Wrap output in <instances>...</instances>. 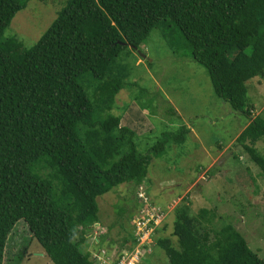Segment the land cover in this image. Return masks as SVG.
I'll use <instances>...</instances> for the list:
<instances>
[{"label": "trees", "instance_id": "16d2710c", "mask_svg": "<svg viewBox=\"0 0 264 264\" xmlns=\"http://www.w3.org/2000/svg\"><path fill=\"white\" fill-rule=\"evenodd\" d=\"M26 3L0 0V264L21 219L54 264H95L81 245L99 221L96 198L121 183L136 189L165 144L183 143L190 131L165 132L139 151L136 132L110 112L129 84L122 51L137 52L153 28L172 23L214 93L251 115L248 81L264 75V0H66L29 47L5 35ZM262 138L264 118L256 115L235 140L264 173L255 147ZM174 213L177 245L155 238L168 264H264L233 225L212 237L199 230L200 218H214L207 208L193 216L180 204ZM137 241L132 231L120 246Z\"/></svg>", "mask_w": 264, "mask_h": 264}, {"label": "rangeland", "instance_id": "374dc122", "mask_svg": "<svg viewBox=\"0 0 264 264\" xmlns=\"http://www.w3.org/2000/svg\"><path fill=\"white\" fill-rule=\"evenodd\" d=\"M65 1L27 0L11 19L5 35L31 46ZM138 50L144 58L136 50L128 56L127 48L122 51L121 60L131 68L126 80L129 84L117 93L110 112L121 116L120 125L136 132L141 153L165 132L183 125L191 131L183 143L165 144L162 155L150 162L148 178L136 189L131 182L121 183L96 198L99 221L86 235L83 250L91 252L95 264L99 250L107 255L108 263L124 255L122 264H168L155 238L167 236L177 245L171 235L174 209L186 204L193 216L202 207L214 213L209 224L200 218L199 230H208L212 237L222 225H233L264 263V173L235 140L251 117L264 118V75L250 79L247 85V102L252 106L248 115L234 111L214 93L207 71L190 56L172 23L153 28ZM255 147L264 154V138ZM139 191L151 205L164 209L161 222L154 223L157 230L152 225L144 235L134 225L142 210L136 203L144 202ZM130 211L134 214L128 219ZM132 231L139 240L132 249L121 247L122 238ZM110 240L112 245H108ZM3 264L54 263L21 219L8 235Z\"/></svg>", "mask_w": 264, "mask_h": 264}, {"label": "built area", "instance_id": "2783aa9c", "mask_svg": "<svg viewBox=\"0 0 264 264\" xmlns=\"http://www.w3.org/2000/svg\"><path fill=\"white\" fill-rule=\"evenodd\" d=\"M138 196L141 198L144 199V205L143 207L141 208V213L136 217V219L134 220V225L136 224V227L139 229V231H142V234H146L147 231H149L150 228H152V225H156L154 223H159L161 222L162 220V217H163V214H162V210L158 207V206H155V205H151L149 203V201H147V197L146 195L142 194L140 191L138 193ZM155 217H159L160 220L158 221V219L155 220ZM156 221V222H155ZM158 221V222H157ZM138 234V233H137ZM151 234L148 233L147 236L149 237ZM139 236H137L138 238ZM147 237V238H148ZM146 238V239H147ZM139 240V238H138ZM95 256L97 257L98 259V263L97 264H122L123 261H121V257L123 258L124 255H122L120 258L118 257V261L115 262V260L117 259H114L112 260L110 263L106 262V254H102V251L99 250L97 253H95Z\"/></svg>", "mask_w": 264, "mask_h": 264}, {"label": "water", "instance_id": "95a60500", "mask_svg": "<svg viewBox=\"0 0 264 264\" xmlns=\"http://www.w3.org/2000/svg\"><path fill=\"white\" fill-rule=\"evenodd\" d=\"M137 52L140 54L141 57H145V55L140 50L137 49Z\"/></svg>", "mask_w": 264, "mask_h": 264}, {"label": "crops", "instance_id": "0c3cea01", "mask_svg": "<svg viewBox=\"0 0 264 264\" xmlns=\"http://www.w3.org/2000/svg\"><path fill=\"white\" fill-rule=\"evenodd\" d=\"M249 82H250V80L248 81V83H249ZM247 124H248V123H247ZM247 124H246V125H247ZM246 125H245V126H246ZM190 131H191V129H190ZM190 131H189V132H190ZM204 152H205V151H204ZM220 152H221V151H220ZM213 159H214V158H213ZM146 178H148V175H147ZM178 185H179V184H176V186H178Z\"/></svg>", "mask_w": 264, "mask_h": 264}]
</instances>
